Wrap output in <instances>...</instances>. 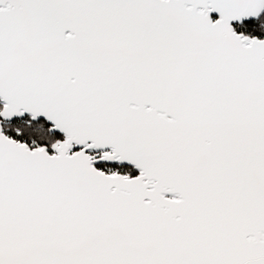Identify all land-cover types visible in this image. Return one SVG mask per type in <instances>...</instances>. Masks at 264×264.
Instances as JSON below:
<instances>
[{
	"label": "water",
	"instance_id": "obj_1",
	"mask_svg": "<svg viewBox=\"0 0 264 264\" xmlns=\"http://www.w3.org/2000/svg\"><path fill=\"white\" fill-rule=\"evenodd\" d=\"M263 13L0 0V264H264V38L235 31ZM26 118L62 139L4 133Z\"/></svg>",
	"mask_w": 264,
	"mask_h": 264
},
{
	"label": "trees",
	"instance_id": "obj_2",
	"mask_svg": "<svg viewBox=\"0 0 264 264\" xmlns=\"http://www.w3.org/2000/svg\"><path fill=\"white\" fill-rule=\"evenodd\" d=\"M235 31L248 37L264 38V13L258 20L244 23L241 26L236 25ZM1 108L2 105L0 103V110ZM25 120L29 123H25L24 120H15L13 122L3 124L4 132L5 129L9 127V131L12 134L13 130L17 127L20 130V135H12L13 137H17V140L21 142L23 141L29 145L33 141L37 145L46 146L47 148H50L54 142L62 139L60 135L50 131V127L46 122H32L30 118H26ZM122 167L125 170L133 172L131 167Z\"/></svg>",
	"mask_w": 264,
	"mask_h": 264
},
{
	"label": "built area",
	"instance_id": "obj_3",
	"mask_svg": "<svg viewBox=\"0 0 264 264\" xmlns=\"http://www.w3.org/2000/svg\"><path fill=\"white\" fill-rule=\"evenodd\" d=\"M19 132V131H16ZM31 147H41L37 145L35 142H31ZM88 153L91 156H95V158H102L104 155L109 154L110 151L105 150H89ZM95 167L98 171L101 173H104L109 176H116V175H122L124 178H131L137 175V172L132 169L133 172L125 170L121 165L119 164H105L102 162L96 163ZM135 173V174H133Z\"/></svg>",
	"mask_w": 264,
	"mask_h": 264
},
{
	"label": "rangeland",
	"instance_id": "obj_4",
	"mask_svg": "<svg viewBox=\"0 0 264 264\" xmlns=\"http://www.w3.org/2000/svg\"><path fill=\"white\" fill-rule=\"evenodd\" d=\"M24 121H25V123H29L28 121H26L25 119H23ZM16 131H19V132H16ZM6 132V133H5ZM5 134L8 136V137H10V138H12V139H16L17 137H13L12 135L13 134H15L16 136H19L20 135V130L16 127L14 130H13V132H12V134L10 133V131H9V127H7L6 129H5ZM17 140V139H16ZM19 141V140H18ZM21 142V141H20ZM23 142V141H22ZM33 142V141H32ZM23 143H25V142H23ZM27 144V143H26Z\"/></svg>",
	"mask_w": 264,
	"mask_h": 264
}]
</instances>
